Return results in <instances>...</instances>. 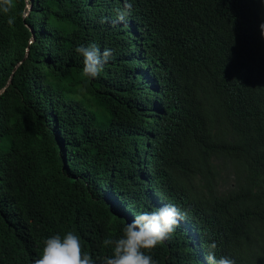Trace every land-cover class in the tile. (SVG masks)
<instances>
[{
	"label": "trees",
	"instance_id": "16d2710c",
	"mask_svg": "<svg viewBox=\"0 0 264 264\" xmlns=\"http://www.w3.org/2000/svg\"><path fill=\"white\" fill-rule=\"evenodd\" d=\"M15 0L0 13V264L74 231L84 252L145 211L183 214L150 254L264 264L261 0ZM9 18L13 22L9 24ZM112 49L95 79L79 45Z\"/></svg>",
	"mask_w": 264,
	"mask_h": 264
},
{
	"label": "clouds",
	"instance_id": "9594fccd",
	"mask_svg": "<svg viewBox=\"0 0 264 264\" xmlns=\"http://www.w3.org/2000/svg\"><path fill=\"white\" fill-rule=\"evenodd\" d=\"M15 6V0H0V13L8 14ZM131 9L130 0H124V8L117 10V21L124 22L131 14ZM8 22L11 24L12 18ZM259 29L264 38V22L260 23ZM75 52L83 58L82 74L89 79L97 78L112 58V49L106 48L101 53L95 44H81L75 48ZM183 218L174 205L141 212L124 225L122 235L118 238L103 240V245L111 248V255L95 258L83 251L81 238L74 231H67L63 236L52 235L43 241L42 251L32 264H157L148 253L167 241ZM216 250L217 243L212 241L205 257L207 264H235L229 257L217 258Z\"/></svg>",
	"mask_w": 264,
	"mask_h": 264
}]
</instances>
